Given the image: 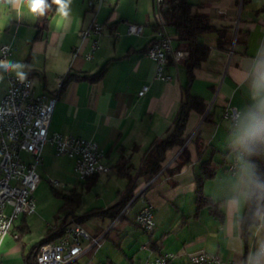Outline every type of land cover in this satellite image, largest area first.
Instances as JSON below:
<instances>
[{
  "label": "crops",
  "instance_id": "obj_1",
  "mask_svg": "<svg viewBox=\"0 0 264 264\" xmlns=\"http://www.w3.org/2000/svg\"><path fill=\"white\" fill-rule=\"evenodd\" d=\"M188 1L200 5L213 26L228 27V37L235 40L229 49H222L216 45L215 32L200 37L208 46V54L193 70L189 90L203 99L206 108L203 113L192 111L186 124L184 137L194 135L188 143L190 160L168 174L165 168L179 151L173 148L168 152V162L149 181L138 171L153 141L166 135L176 117L186 81L183 63L188 56L185 50L176 49L172 38L173 52L165 66L171 79L154 78V62L144 54L157 23L154 0L103 3L96 20L103 23L104 29L89 60L83 55L89 51L90 40L80 38L92 18L87 0H71L67 18L60 17L55 6L39 34L37 14H30L26 7L18 11L12 0L0 1V45L11 47L6 61L23 66L9 71L0 68V99L7 89L8 76L19 71L31 79L37 93L48 94L62 84L68 72L92 74L107 62L99 80H75L61 88L48 126L49 132L95 141L110 167L108 173L76 180L69 188L81 192V204L84 194L90 196L82 212H78L81 204L73 212L84 217L82 224L90 232L107 230L100 247L81 254L76 264H142L148 257L168 253L175 255L171 264H182L198 251L242 262L264 245V214L251 229L247 247L239 222L251 181V167L240 146L255 117H264V0ZM127 23L141 24V33L127 34ZM167 30L172 37L170 28ZM74 48H78V55L73 57ZM143 85L148 89L138 96ZM227 105L239 112L235 124L222 116ZM55 156L53 147L45 144L37 171L50 169ZM21 157L31 159L27 153H21ZM203 159L211 160L214 174L204 179L202 188L214 200L222 201L221 220L206 207L195 213V174L200 172ZM68 160L73 172V161ZM124 160L130 179L116 172V166ZM234 160L235 170L230 171L228 167ZM129 183L135 200L123 218L111 222L96 213L115 203ZM147 202L153 209L151 232L142 231L134 220ZM35 212L20 214L12 222L0 242V264H24V255L46 237L45 231L37 242L27 238L32 227L30 216ZM257 264H264L263 255L257 257Z\"/></svg>",
  "mask_w": 264,
  "mask_h": 264
},
{
  "label": "built area",
  "instance_id": "obj_2",
  "mask_svg": "<svg viewBox=\"0 0 264 264\" xmlns=\"http://www.w3.org/2000/svg\"><path fill=\"white\" fill-rule=\"evenodd\" d=\"M107 1L109 0H87L91 23L80 33L82 41L90 40L89 51L83 55L86 60L92 58L98 47L97 40L104 25L96 20V14L99 7ZM153 5L158 27L144 54L154 62V78L169 81L171 77L165 72V66L168 56L173 52L172 37L161 14L163 0H154ZM142 29L141 24L127 23L126 32L129 35H139ZM10 49V45H0V60H6ZM71 55H78V48H74ZM60 87L61 83H58L48 94L37 93L28 76L24 75L23 79L17 74L8 76L7 89L0 99V242L18 215H29L36 211L34 192L41 179L37 166L42 163L45 144L53 147L56 156L72 159L73 174L77 181H85L93 175L110 171V167L104 162L103 150L95 141L68 133L48 131ZM147 89L148 86L143 85L138 96H142ZM222 116L235 124L239 112L235 107L227 105ZM261 144L264 149V135L261 137ZM21 153L29 154L31 159L26 161ZM235 167L234 160L228 169L234 171ZM54 184L57 182L54 181ZM6 207H10L9 212ZM127 209L128 204L123 210ZM135 223L142 231L153 230V209L149 202L137 211ZM106 233L107 230L90 232L82 223L73 221L63 228V233L56 242H46L36 248V261L39 264H68L81 254L98 249ZM260 255L264 256V245H261L257 254L242 262L223 260L215 254L198 251L190 254L182 264H257V257ZM174 258L175 255L171 253L161 254L146 258L142 264H171Z\"/></svg>",
  "mask_w": 264,
  "mask_h": 264
},
{
  "label": "trees",
  "instance_id": "obj_3",
  "mask_svg": "<svg viewBox=\"0 0 264 264\" xmlns=\"http://www.w3.org/2000/svg\"><path fill=\"white\" fill-rule=\"evenodd\" d=\"M47 3L50 7L45 11V14L43 16L37 14L40 23L38 34L43 29V26H45L48 15L54 11L56 6L52 3V0H47ZM161 14L165 26L172 31V38L176 41V49L185 50L188 53L183 63L186 81L183 87V97L171 127L163 138L153 141L152 149L144 157L138 171L139 175L146 176V181H149L168 162L170 159L168 152L173 148H177L179 151L176 157L165 168L168 174L172 175L177 172L190 160L188 143L192 141L194 135L189 140L188 137H184L186 124L192 111L203 113L206 108L203 99L198 95L192 94L189 90L193 79V70L200 66L208 54V46L200 41V37L207 32H215L216 45L222 49H229L232 43L231 38L228 37V27L217 28L210 24L208 16L202 11L201 6L193 4L188 0H163ZM157 27L158 23L155 24V30ZM106 65L107 62L92 74L68 72L63 77L60 90L65 84L75 80L90 82L99 80L105 72ZM208 117L209 112L206 113L205 118L207 119ZM251 129H254V136L247 134L240 146V152L244 160L251 167V181L247 194V202L239 220L240 235L245 247H247L251 229L259 223L260 216L264 213V149L261 144V137L264 135V117L257 115ZM187 140L188 142L186 143ZM210 164V159L201 160L200 172L195 174V213L199 209L206 207L216 219L221 220L223 217L221 209L222 201L214 200L202 188L204 179L212 177L214 174V171L210 169ZM116 172L130 179V173L127 167H125V160L116 166ZM130 183L127 185L125 193L121 194L115 203L96 213L108 217L111 222L115 219L123 218L126 212V210H123L124 207L127 204L129 207L135 200L132 199L133 188L130 187ZM59 194L63 198V202L59 207V212L63 214V217L58 222L57 218L55 223L46 230V237L33 245L24 255V264H39L36 261V248L40 244L56 242L62 235L63 228L73 221L83 223L84 217H77L73 213L81 204V192L77 191L76 188H71L68 192H60ZM68 264H76V260Z\"/></svg>",
  "mask_w": 264,
  "mask_h": 264
},
{
  "label": "rangeland",
  "instance_id": "obj_4",
  "mask_svg": "<svg viewBox=\"0 0 264 264\" xmlns=\"http://www.w3.org/2000/svg\"><path fill=\"white\" fill-rule=\"evenodd\" d=\"M69 164L68 158L55 156L50 169L42 171L41 168H38L39 172H37L41 179L34 193L36 212L30 216L32 227L29 236H27L31 242H37L43 238L47 227L53 225L57 218L58 222L63 217V214L59 212V207L63 202L59 193L68 192L70 186L76 182L73 172L69 169ZM54 181L57 184H54ZM89 198V195L84 194L78 212L84 210ZM91 222L89 221V223Z\"/></svg>",
  "mask_w": 264,
  "mask_h": 264
},
{
  "label": "clouds",
  "instance_id": "obj_5",
  "mask_svg": "<svg viewBox=\"0 0 264 264\" xmlns=\"http://www.w3.org/2000/svg\"><path fill=\"white\" fill-rule=\"evenodd\" d=\"M14 6L18 11H22L25 7L30 14H38L43 16L45 11L50 7L47 0H12ZM52 3L57 6V13L62 18H67L69 15V6L71 0H52ZM23 66L19 63H10L6 60H0V68H4L5 71L17 70ZM17 75L23 79L24 73L22 71L17 72ZM249 136H254V129L249 130Z\"/></svg>",
  "mask_w": 264,
  "mask_h": 264
},
{
  "label": "bare ground",
  "instance_id": "obj_6",
  "mask_svg": "<svg viewBox=\"0 0 264 264\" xmlns=\"http://www.w3.org/2000/svg\"><path fill=\"white\" fill-rule=\"evenodd\" d=\"M134 220L136 221V215H135V217H134Z\"/></svg>",
  "mask_w": 264,
  "mask_h": 264
}]
</instances>
